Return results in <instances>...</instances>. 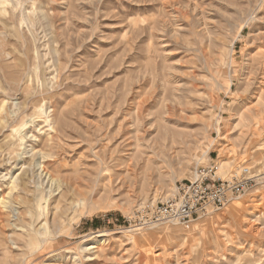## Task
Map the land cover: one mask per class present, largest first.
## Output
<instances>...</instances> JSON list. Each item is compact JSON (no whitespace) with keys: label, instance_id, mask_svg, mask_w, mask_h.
<instances>
[{"label":"rangeland","instance_id":"1","mask_svg":"<svg viewBox=\"0 0 264 264\" xmlns=\"http://www.w3.org/2000/svg\"><path fill=\"white\" fill-rule=\"evenodd\" d=\"M211 164L253 186L140 214ZM0 264H264V0H0Z\"/></svg>","mask_w":264,"mask_h":264},{"label":"built area","instance_id":"2","mask_svg":"<svg viewBox=\"0 0 264 264\" xmlns=\"http://www.w3.org/2000/svg\"><path fill=\"white\" fill-rule=\"evenodd\" d=\"M195 171L194 181L180 182L170 197L146 203L140 214L145 215L147 220L159 223L168 221L187 225L209 209L219 210L233 199L243 196L253 186L255 179L246 167L227 175L221 173L217 164Z\"/></svg>","mask_w":264,"mask_h":264},{"label":"bare ground","instance_id":"3","mask_svg":"<svg viewBox=\"0 0 264 264\" xmlns=\"http://www.w3.org/2000/svg\"><path fill=\"white\" fill-rule=\"evenodd\" d=\"M24 186H26V184H25V183L23 184V187H24ZM233 210H234V209H233Z\"/></svg>","mask_w":264,"mask_h":264}]
</instances>
